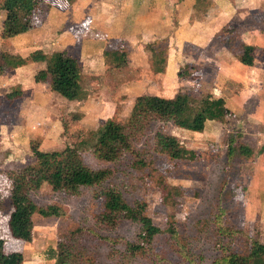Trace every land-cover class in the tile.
Wrapping results in <instances>:
<instances>
[{
    "label": "rangeland",
    "instance_id": "rangeland-1",
    "mask_svg": "<svg viewBox=\"0 0 264 264\" xmlns=\"http://www.w3.org/2000/svg\"><path fill=\"white\" fill-rule=\"evenodd\" d=\"M41 1V9L34 29L40 30L36 34H39L37 37L41 38L42 42L24 50L36 36L11 42L2 39L1 32L0 69L7 68L9 71L23 66L28 69L26 74L31 76L34 71L31 68L34 62L32 55L41 51L46 55L47 60L52 62L64 50L62 47L68 40L63 35L66 32L70 39L74 40L70 47L71 50L75 49L69 53L80 60L81 74H83V64L78 56L77 47L84 39L100 35L95 33L94 28L91 30V23L95 21L94 15L87 12L90 7H85L88 4L92 5L90 2L92 0ZM77 3L78 6H75ZM253 12L258 14L257 11ZM258 16V21L264 24V17ZM49 17L54 21L57 20L56 27L50 24L52 21L47 23ZM3 21H5V12L0 10V24ZM46 23L47 28L42 27ZM239 23H234L232 28L240 29ZM246 23L250 26L252 24ZM55 28L57 29L54 30ZM229 32H226L221 40L232 42L233 52L239 56L237 62L243 67L250 68V73L245 74L249 75L250 84L252 83L249 85V92L257 94L260 92L259 82L262 80V75L254 72L255 68L260 67L255 59V51L250 47L240 48L241 40L238 35ZM253 35L257 37L259 34ZM43 38L45 40H42ZM15 45L19 46L20 50H17ZM115 47L126 48L121 44L107 45L103 57L108 62L112 60L110 54L116 51ZM46 67H48L47 62ZM123 67L124 69H120L117 74L114 72L103 74L101 85L91 86V91L95 95L91 97L89 103L87 102L88 104L64 108V111L58 114V122L52 119L50 131L44 137L34 136L26 148L22 144H15L11 134H9L11 141L6 139L8 137L6 129L4 133H0L8 141L0 144V197L3 201L0 213V237L4 240L5 252L22 253L25 264H54L55 261L50 259V251L57 248L63 235L81 226L85 229H93L97 235L117 241L116 244H111L94 238L93 235L89 236L92 241L89 238L84 241V245L89 247V252L95 257V264H119L118 259L120 254L125 252L126 242L136 241L140 225L132 221H124L119 226L111 228L99 222V217L105 211V193L110 188H116L132 207L137 203H144L145 214L151 217L162 231L175 228L185 239L189 249L201 257L202 264H212L215 259L223 255L216 228L219 209L223 210L221 219L224 225L243 230L249 238L264 242V111L255 112L254 108H251L255 102L261 103L256 97L248 102V106L246 104L248 113H242L241 110L240 113H231L225 110L226 119L223 122H209L206 131L202 134H188L183 132V129L170 124L163 126L154 123L142 139L134 144L136 150L142 153L145 162L142 167L135 166V157L129 153L115 162H103L94 150L85 148L82 153L85 164L95 170L110 169L112 174L109 179L98 186L80 188L76 191L54 190L47 179H44L42 188L32 193V199L39 208L59 207L61 216L44 218L36 214L33 218L34 228L30 243L12 237L8 226L12 211L8 172L33 165L36 160V150L58 151L81 142L92 146L109 123L126 125L130 114L125 104L127 97L122 98L121 85L126 86L130 82L125 79L130 71ZM181 69L182 74H185L186 70L189 71L188 78L191 82L183 85V82L177 80L173 88V93L176 95L174 99L180 94H189L197 99L209 96L217 99L213 93L209 95L210 92L206 87L193 82L195 78L201 77L202 74H199L201 67L188 66L186 69L185 66ZM222 72L227 73L223 69ZM146 73L143 71L141 75L138 74V78H143ZM86 77L88 84L90 76ZM83 78L82 76V85ZM226 83L232 84L227 80ZM234 87L238 91L241 89L238 84ZM220 101L225 103L223 98ZM9 105L8 99L2 96L0 107L4 108L7 121L11 122ZM63 107L60 106V109ZM159 129L177 136L187 149L196 152V158L172 161L161 153L154 141L155 133ZM232 139L235 150L229 158ZM12 145H15V148ZM240 145H245L252 154L242 153ZM162 184L182 189V194L176 197V203L171 200L167 191L163 190ZM164 237L165 235L159 236L155 246L159 249L163 248L172 257L174 252L169 249ZM248 245L249 243L243 240L235 243L234 248L238 253H245ZM112 251H117L119 255L110 256ZM134 261L129 264H151L153 260L148 256Z\"/></svg>",
    "mask_w": 264,
    "mask_h": 264
},
{
    "label": "trees",
    "instance_id": "trees-1",
    "mask_svg": "<svg viewBox=\"0 0 264 264\" xmlns=\"http://www.w3.org/2000/svg\"><path fill=\"white\" fill-rule=\"evenodd\" d=\"M41 4V0H0V10L5 12L2 37L14 38L33 30L37 24ZM110 57L117 66L127 65L125 54L120 50L111 52ZM32 59L34 62H47L48 65L45 70L36 74V82L49 83L53 92L71 102L88 98V93L80 88L82 66L75 55L63 51L50 62L43 52L37 51L32 55ZM188 75V70L185 74L181 73V76L187 79ZM21 95L22 89L16 88L8 93L6 98L12 102ZM225 110V104L220 99L210 96L197 99L189 94H180L175 99L167 100L143 95L135 100L127 124L109 123L99 134L94 145L89 146L88 143L81 142L58 151L36 150L33 165L8 172L12 205L8 226L12 237L30 243L34 228L33 218L36 214L44 218L61 216L59 207L39 208L32 199V193L42 188L44 179H47L54 190L71 191L98 186L109 179L112 174L110 169L95 170L85 164L82 157L85 148L94 150L103 162H115L129 153L135 157V166L142 167L145 165L142 153L136 150L134 144L142 139L154 123L163 126L170 124L184 130L204 133L209 122H223L226 119ZM154 141L156 148L172 161L196 158V152L187 149L175 135L159 129L155 133ZM240 147L242 153L252 154L245 145ZM234 148L232 139L229 158L234 153ZM162 188L175 203L176 197L183 192L179 187L166 184H162ZM105 195V211L98 219L103 226L114 228L124 221L140 225L136 241L126 242L125 252L120 254L118 259L119 264H129L140 257L148 256L153 260L151 264H202L201 257L189 249V245L175 228L162 231L155 225L152 218L145 214L144 203L130 206L116 188H110ZM2 207L3 201L0 197V213ZM219 211L216 228L223 255L212 264H264V242L249 238L243 230L224 225L221 219L223 210ZM90 235L111 244L117 243L113 239L97 235L93 229L80 226L62 236L57 248L50 251V259L55 261L54 264H95L94 255L89 252V247L84 245V241ZM161 235H165V243L174 252V256L170 257L166 250L155 246L157 238ZM243 240L249 243V247L245 253H238L234 248L235 243ZM4 245V240L0 237V264H25L22 253H6ZM118 255L117 251L110 253L113 257Z\"/></svg>",
    "mask_w": 264,
    "mask_h": 264
},
{
    "label": "crops",
    "instance_id": "crops-1",
    "mask_svg": "<svg viewBox=\"0 0 264 264\" xmlns=\"http://www.w3.org/2000/svg\"><path fill=\"white\" fill-rule=\"evenodd\" d=\"M90 2L92 5H84L86 8L90 7L87 12L94 15L95 21H92L90 28L91 30L94 28L95 33L101 36L84 39L77 47L84 71L79 84L80 88L88 93V98L71 102L53 92L49 83L36 82L35 76L39 71L47 68L46 62H33L31 68L34 71L31 76L26 74L28 69L23 66L15 70L10 69L11 71L7 68L0 69V98L6 97L16 88L22 89L19 98L12 102L8 100L11 107L10 110L8 109L11 122L7 121V114L3 111L4 108L0 107V133H4L6 129L8 135L6 139L9 141L11 134L15 144H22L26 148L34 136L44 137L50 131L52 119L58 122V114L64 111V108L88 104L95 95L91 91V86L99 87L103 74L109 72L117 74L120 69H124L123 66H117L112 60L108 62L103 57L107 45L112 44L126 47L114 49L125 54L127 65L124 66L130 71L125 78L130 82L126 86L121 85L122 98L127 97L125 104L128 106L129 114L139 96L150 95L174 99L176 95L173 93V88L176 81L183 82V85L191 82L187 78H180L181 68L185 66L186 69L188 66L201 67L199 72L202 74L201 77L195 78L193 82L206 87L210 92L209 95L213 93L217 99L223 98L227 111L240 113L241 110L242 113H248L246 104L248 106V102L255 97L261 103L255 102L251 108H254L255 112L264 111V68L262 69L264 24L258 21V15L264 17V0H92ZM253 11H257L258 14ZM56 21L49 17L47 23L56 27ZM236 22H240V29L232 28ZM246 22H251V26ZM47 23L42 27L47 28ZM3 25L4 21L0 24V33ZM229 31L240 38V48L246 46L255 51V59L260 67L255 68L254 72L262 75V80L259 82L260 92L257 94L249 92V85L252 83L250 84L249 75L245 74L250 73V68L243 67L237 62L239 56L233 52L232 42L221 40ZM39 32V29H34L14 38L2 39L15 42L24 40L28 36H36L34 41L24 48L26 50L42 42L41 38L37 37L39 34H36ZM257 33L259 34L257 37L253 35ZM63 35L68 40L62 49L71 52L75 49L71 50L70 47L74 40L70 39L66 32ZM15 47L20 50L19 46L15 45ZM161 58L164 61L161 62ZM222 69L227 73H223ZM143 71H146L147 75L139 79L138 74L141 75ZM88 75L90 80L87 84ZM226 80L232 84H227ZM246 81L248 83L245 87ZM236 84L241 86L239 91L234 87ZM60 106H64L62 110ZM183 132L202 134L189 130ZM1 134L0 144L8 142ZM12 146L15 148V145Z\"/></svg>",
    "mask_w": 264,
    "mask_h": 264
}]
</instances>
